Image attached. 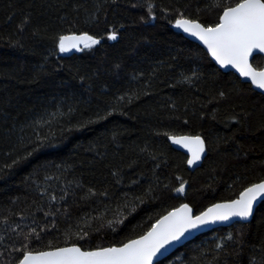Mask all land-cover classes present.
I'll list each match as a JSON object with an SVG mask.
<instances>
[{"label": "trees", "instance_id": "obj_1", "mask_svg": "<svg viewBox=\"0 0 264 264\" xmlns=\"http://www.w3.org/2000/svg\"><path fill=\"white\" fill-rule=\"evenodd\" d=\"M236 2L0 0V264L121 246L182 204L198 214L264 180V96L173 31L214 26ZM69 34L100 42L67 56ZM179 135L206 145L193 171L167 142ZM157 264H264V202Z\"/></svg>", "mask_w": 264, "mask_h": 264}, {"label": "snow or ice", "instance_id": "obj_2", "mask_svg": "<svg viewBox=\"0 0 264 264\" xmlns=\"http://www.w3.org/2000/svg\"><path fill=\"white\" fill-rule=\"evenodd\" d=\"M175 26L200 40L221 67L235 68L241 76L264 90V69L257 70L250 63L254 51L264 53V0H237L234 6L223 9L219 23L214 26L186 18L177 19ZM109 38L115 40L117 37L113 33ZM99 42L87 34L65 35L59 38L58 46L60 52L65 53L73 49L80 51L81 44L91 48ZM170 139L191 154L189 165L201 159L205 145L200 136H173ZM176 191L184 193V185ZM262 197L264 181L246 188L238 199L215 204L199 215H193L189 205L182 204L159 219L146 234L122 246L96 250L66 246L38 253L26 252L20 264H153L162 249L192 230L217 221L248 219L254 203Z\"/></svg>", "mask_w": 264, "mask_h": 264}, {"label": "water", "instance_id": "obj_3", "mask_svg": "<svg viewBox=\"0 0 264 264\" xmlns=\"http://www.w3.org/2000/svg\"><path fill=\"white\" fill-rule=\"evenodd\" d=\"M175 22H176V21H175ZM175 22H174V24H173V31H174L175 33L181 35L184 39H186V40H188V41H190V42L196 44V45L199 46L200 48H202V49L204 50V52L208 55V57L210 58V60L212 61V63H213V64H214V65H215V66H216L221 72H223V73H233L234 75H236V76L238 77V79H239L241 82L249 84L250 87H251V89H252L253 91H256V92L260 93L262 96H264V90L257 88L254 84H252V82H251L250 79L241 76L240 73H239L235 68H232L231 66H228V67H221V66H220V65H219V64H218V63L212 58V56H211L210 53L208 52L207 48L204 46V44H203L200 40H198V39H197L196 37H194V36L189 35L188 33H185L182 29L177 28V27L175 26ZM69 35H77V36H80V35H84V34H69ZM87 35H88V34H87ZM64 36H65V35H64ZM82 47H83V45L81 44V45H80V48H82ZM77 52H78V51H77L76 49H73V50H71V51H69V52H65V53H63V54H64V55H67V56H70V55H74V54H76ZM254 56H260V57L263 58V67H262L261 69H264V53H260L259 51H254L253 56L250 57V63H251L252 58H253ZM251 64H252V63H251ZM261 69H257V70H261ZM179 136H188V135H179ZM179 136H176V137H179ZM170 137H173V136H169V137L167 138V142L169 143V145H170L173 149H175L176 151H178V152L184 154V155L187 157V165H188V168H189L190 170L193 171V170L197 169L198 167H200V165L202 164V161H203V159H204V157H205V155H206V145H205V143H204V145H205V150H204V153H203L202 156H201V159H200L198 162L194 163L193 165H189V164H188V160L191 159V154H190L185 148H183V147H181V146H179V145H177V144L172 143V140L170 139ZM201 139H202V138H201ZM202 140H203V139H202ZM263 181H264V180H263ZM260 182H262V181H260ZM260 182H258V183H260ZM255 184H257V183H255ZM253 185H254V184H253ZM251 186H252V185H251ZM249 187H250V186H249ZM247 188H248V187H247ZM245 189H246V188H245ZM245 189H244V190H245ZM244 190H243V191H244ZM243 191H242V192H243ZM242 192H241V193H242ZM241 193H240V194H241ZM240 194L238 195L237 198H235V199H233V200L238 199L239 196H240ZM233 200H231V201H233ZM231 201H222V202L214 203V204L208 206L207 208H205L202 212H200V213H198V214H194V212H193V215H199V214L205 212L208 208L214 206L215 204H218V203H226V202H231ZM263 202H264V197L259 198V199L254 203V205H253L252 215H251L248 219H246V220H241V219H239V218H233V219H231V220H229V221H217V222H215V223H209V224L203 225V226H201V227H199V228H197V229H195V230H192V231L186 233L185 236L182 237L179 241L174 242V243H172V244L166 246L165 249H162L161 252L158 253L157 256L154 258V260H153V264H157V263L161 262L163 259H165V258L168 257L169 255H171L175 250H177L178 248L184 246L186 243L190 242L191 240H193L195 237H197V236H199V235L205 234V233L210 232V231H212V230H214V229H217V228L230 227V226H232V225L235 224V223H246V222H249V221L252 219V217L254 216L256 209H257V208L261 205V203H263ZM187 205H188V204H187ZM180 206H181V205H180ZM180 206H178L177 208H179ZM189 207H190V206H189ZM190 208H191V207H190ZM175 209H176V208H174V209H172V210H170V211H173V210H175ZM191 209H192V208H191ZM170 211H169V212H170ZM192 211H193V210H192ZM167 214H168V212H167L166 214H164L163 216H165V215H167ZM163 216H161L159 219H161ZM159 219H158V220H159ZM158 220H157V221H158ZM157 221H156V222H157ZM156 222H155V223H156ZM155 223H154V224H155ZM154 224H153V225H154ZM150 229H151V228H150ZM150 229H149V230H150ZM149 230H148V231H149ZM148 231H147V232H148ZM147 232H146V233H147ZM146 233H145V234H146ZM143 235H144V234H143ZM138 238H139V237H138ZM138 238H135V239H138ZM126 243H127V242H126ZM72 246H76V245H72ZM121 246H122V245H121ZM117 247H119V246H117ZM95 250H96V249H95ZM37 253H38V252H37ZM22 259H23V257L20 259V261H21ZM20 261L18 262V264H20Z\"/></svg>", "mask_w": 264, "mask_h": 264}]
</instances>
